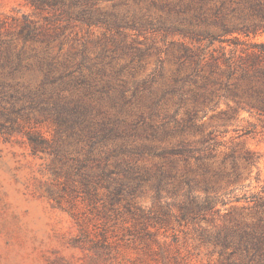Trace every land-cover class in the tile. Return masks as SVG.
I'll use <instances>...</instances> for the list:
<instances>
[{
  "label": "rangeland",
  "instance_id": "1",
  "mask_svg": "<svg viewBox=\"0 0 264 264\" xmlns=\"http://www.w3.org/2000/svg\"><path fill=\"white\" fill-rule=\"evenodd\" d=\"M65 2L70 10L0 0V264H234L201 241L200 227L222 224L228 210L264 219V117L241 109L221 126L209 119L228 108L221 101L184 130L192 150L212 132V167L235 165L206 220L184 219L188 187L174 189L175 178L186 176V156L188 178L201 169L200 152L178 145L184 108L167 92L179 65L181 37L165 29L177 0ZM52 57L76 64L51 67ZM110 127L119 136L103 147ZM30 135H41L43 148L35 151ZM121 151L134 173L129 186L141 183L131 195L109 187L124 174L101 173L103 156ZM172 160L177 171L158 191V171ZM202 187L191 193L200 201Z\"/></svg>",
  "mask_w": 264,
  "mask_h": 264
},
{
  "label": "trees",
  "instance_id": "2",
  "mask_svg": "<svg viewBox=\"0 0 264 264\" xmlns=\"http://www.w3.org/2000/svg\"><path fill=\"white\" fill-rule=\"evenodd\" d=\"M28 2L36 9H43L45 6L64 9L67 6L65 0H28ZM176 4L179 5L178 10L175 9ZM67 8L70 10L69 6ZM173 9L176 17L166 25L165 29L177 32L181 39L177 46L179 65L174 79L176 85H172L171 90L167 92L170 91V94L176 92L178 105L184 108V116L177 122L181 131L178 145L188 155L193 154L194 151L200 152L197 167L201 169L198 180L194 177L188 178L187 173L190 171L193 173V170L187 161V157L190 156H186L185 167L188 172L182 179L175 178L177 180L174 189L184 184L188 187L186 193L188 198L180 205L181 216L184 219L190 218L194 222H201L206 220L205 213L212 211L218 195L222 194L221 190L233 182L231 175L235 171V165L231 170L226 169L224 163L218 166L219 168L212 167L213 164L209 161L217 144L216 139L211 135L212 132L202 140V143L209 144L195 150L191 149V142L185 138L183 132L187 128L194 127L197 121H201L206 116L207 110L214 109L221 101H224L228 108L212 114L209 118H218L217 122H220L218 124L221 126L226 125L241 109L253 111L264 117V52L256 50L257 47L264 49V42L249 41L250 38L264 35V0H177ZM66 14L67 19L72 18L68 11ZM58 26L59 24L54 27L52 33L49 32L51 38L54 36L53 33L59 34L58 30L56 31ZM52 60L55 62L54 66H51ZM74 60L67 58L59 62L56 57H52L49 63L48 60L45 63L51 67L60 65L61 69H69L76 64ZM77 65L79 67V64ZM118 136L114 127L104 130L102 146H107ZM209 140H213V143ZM29 141L35 151L43 148L46 143L41 135H30ZM123 152H116L113 155L107 153L103 156L101 173L103 176L124 174V177L113 178L109 187L112 185L120 192L126 190L131 195L135 187L141 183L129 186L128 182L134 179V173L126 159L118 158ZM111 156L116 159L113 168L109 167ZM176 171V160L170 161L167 167L158 171L156 178L158 191L165 184L164 180ZM199 184H203L204 192L201 201L197 196L191 195ZM214 213L218 214V210L214 209ZM245 215L247 214L243 213V210L239 212L228 210L222 216L225 218L222 224H216L213 218L207 219V225L200 227L201 241L212 245L213 250H218L220 255L225 256L226 261L231 260L234 264H264L263 215H258L256 220L250 222ZM161 220L157 222L163 227L165 223ZM150 235L153 236V233ZM100 236L105 239L104 232H101Z\"/></svg>",
  "mask_w": 264,
  "mask_h": 264
}]
</instances>
